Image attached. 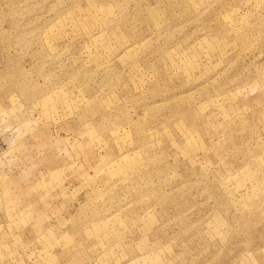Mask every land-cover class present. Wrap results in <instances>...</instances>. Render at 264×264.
Here are the masks:
<instances>
[{"label": "rangeland", "instance_id": "1", "mask_svg": "<svg viewBox=\"0 0 264 264\" xmlns=\"http://www.w3.org/2000/svg\"><path fill=\"white\" fill-rule=\"evenodd\" d=\"M0 264H264V0H0Z\"/></svg>", "mask_w": 264, "mask_h": 264}]
</instances>
